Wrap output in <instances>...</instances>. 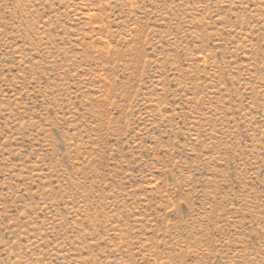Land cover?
Returning a JSON list of instances; mask_svg holds the SVG:
<instances>
[{
	"label": "rangeland",
	"instance_id": "1",
	"mask_svg": "<svg viewBox=\"0 0 264 264\" xmlns=\"http://www.w3.org/2000/svg\"><path fill=\"white\" fill-rule=\"evenodd\" d=\"M0 264H264V0H0Z\"/></svg>",
	"mask_w": 264,
	"mask_h": 264
}]
</instances>
